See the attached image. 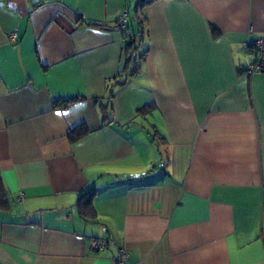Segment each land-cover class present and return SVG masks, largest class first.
Listing matches in <instances>:
<instances>
[{
	"label": "crops",
	"instance_id": "0c3cea01",
	"mask_svg": "<svg viewBox=\"0 0 264 264\" xmlns=\"http://www.w3.org/2000/svg\"><path fill=\"white\" fill-rule=\"evenodd\" d=\"M137 1L0 0V264H264V0Z\"/></svg>",
	"mask_w": 264,
	"mask_h": 264
},
{
	"label": "built area",
	"instance_id": "2783aa9c",
	"mask_svg": "<svg viewBox=\"0 0 264 264\" xmlns=\"http://www.w3.org/2000/svg\"><path fill=\"white\" fill-rule=\"evenodd\" d=\"M118 26L126 36H129L131 34L128 12L126 8L121 12L118 18ZM6 36L9 42H16L18 39V35L14 30L9 31ZM249 47L251 54L254 56V59L246 67L243 73L246 76L264 74V34L254 40L252 44L249 45ZM106 244L107 240L100 238L92 239L90 241V247L94 250L102 249L106 246ZM127 257L128 253L126 249L122 246L117 247L115 264H125V260L127 259Z\"/></svg>",
	"mask_w": 264,
	"mask_h": 264
},
{
	"label": "trees",
	"instance_id": "16d2710c",
	"mask_svg": "<svg viewBox=\"0 0 264 264\" xmlns=\"http://www.w3.org/2000/svg\"><path fill=\"white\" fill-rule=\"evenodd\" d=\"M149 1H151V0H138L137 1V5H143V4H145V3L149 2ZM137 30L132 29L131 30V34L129 36H126V39H127V43L125 45L126 49H130L137 42V40L139 38L138 37V33L141 32V31H137ZM244 70H243V72H244ZM74 131L75 130H71L70 135H72L74 133ZM3 193H4L3 192V186H2V182H1V178H0V206L2 205V199L1 198L3 196ZM83 209H85V207ZM81 211L83 212V210H81Z\"/></svg>",
	"mask_w": 264,
	"mask_h": 264
},
{
	"label": "snow or ice",
	"instance_id": "6c2138e0",
	"mask_svg": "<svg viewBox=\"0 0 264 264\" xmlns=\"http://www.w3.org/2000/svg\"><path fill=\"white\" fill-rule=\"evenodd\" d=\"M58 115H59V113H58Z\"/></svg>",
	"mask_w": 264,
	"mask_h": 264
}]
</instances>
